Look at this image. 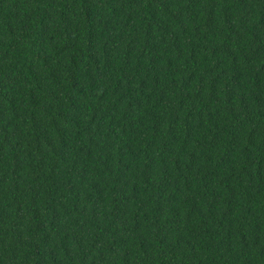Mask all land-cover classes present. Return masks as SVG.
Here are the masks:
<instances>
[{
  "label": "trees",
  "instance_id": "1",
  "mask_svg": "<svg viewBox=\"0 0 264 264\" xmlns=\"http://www.w3.org/2000/svg\"><path fill=\"white\" fill-rule=\"evenodd\" d=\"M0 264H264V0H0Z\"/></svg>",
  "mask_w": 264,
  "mask_h": 264
}]
</instances>
